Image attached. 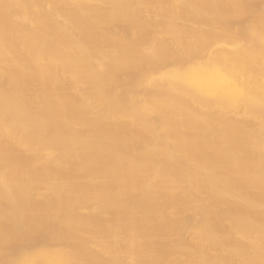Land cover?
<instances>
[{"label": "bare ground", "instance_id": "1", "mask_svg": "<svg viewBox=\"0 0 264 264\" xmlns=\"http://www.w3.org/2000/svg\"><path fill=\"white\" fill-rule=\"evenodd\" d=\"M0 264H264V0H0Z\"/></svg>", "mask_w": 264, "mask_h": 264}]
</instances>
